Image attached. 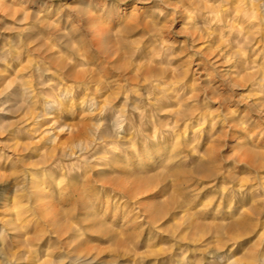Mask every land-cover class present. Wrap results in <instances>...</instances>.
I'll return each mask as SVG.
<instances>
[{"label":"rangeland","instance_id":"rangeland-1","mask_svg":"<svg viewBox=\"0 0 264 264\" xmlns=\"http://www.w3.org/2000/svg\"><path fill=\"white\" fill-rule=\"evenodd\" d=\"M0 158V264H264V0H0Z\"/></svg>","mask_w":264,"mask_h":264},{"label":"bare ground","instance_id":"bare-ground-1","mask_svg":"<svg viewBox=\"0 0 264 264\" xmlns=\"http://www.w3.org/2000/svg\"><path fill=\"white\" fill-rule=\"evenodd\" d=\"M98 47H99V45H98ZM109 50H110V48L108 46L103 50L102 53L104 54L103 55L104 60H106V59L108 60V57L110 55H112L113 52L109 53ZM100 54H101V52H100ZM52 61H51V63H52ZM55 61L53 63H55ZM56 64L60 67V65L63 63H61V64L55 63L54 65L57 67ZM64 66H62V68ZM100 66L99 67H100L101 71L104 72L105 71L104 65L100 64ZM69 75H70V73H69ZM74 79H75V81L83 82V79L80 76H76V78L74 77ZM75 138H77V137H70V139L66 143H68L70 140L73 141ZM55 141H56V136L50 139V143H52V148H51V150L49 149L50 152H49V155H46V156H48L46 159L43 160V158H42L43 161H41V162L39 161L40 163L37 162V163L41 164L39 168H41V167L45 168V169L48 168L49 166H51L54 163V161H55L54 159L56 158V156L58 157V153L61 150V148L59 146H61L63 143H55ZM59 156H61V153H59ZM37 163L32 165V167L38 168L36 165ZM38 170H40V169H38ZM55 172L56 171L51 170V169L48 170L49 175H53V174H55ZM40 173L41 174H37V177H38V175L44 176V177H42V179L39 182H36L37 180L34 181V179L32 177H30L29 181H30L31 187L29 189V191H30L29 192V198L31 199V204H33L32 206H34V209H35V210L33 209L34 213L38 214V216L40 215L41 216L40 218L43 217L45 219V218L52 216V214L55 210L54 209L55 207L52 204V201L54 199V195H53L54 193H53V191H51V187L49 186L50 184L47 185L45 182L46 173H45V175L42 172H40ZM0 174H2V173H0ZM1 176H4V175H1ZM33 176H35V175H33ZM139 188L141 189V183L138 181V179H135L134 183H132L131 186H128L125 188L124 193L126 194L127 198L133 199L134 197H136L137 193L139 192ZM79 192L80 193H78V190L76 189L72 193L75 194L76 196H78L79 200H83L85 198V196L82 194L81 191H79ZM63 194L64 193L62 190L58 191V197L63 196ZM15 197L14 196H13V198L9 197V195L7 194L6 191H4V192L1 191V193H0V210H1L0 216H3V219L0 223V250H3V249L6 250V248H7L5 241L1 237V235L3 233H5L7 230L14 232V231H18L19 229L20 230L21 229H28L27 228V222H28L27 219H29V218H27V219L25 218L24 213H26V212L24 209H23L24 211H20V209H22L24 207L20 206L21 205L20 200L18 201ZM27 211H29V210H27ZM26 216H27V214H26ZM16 221L17 222L19 221V223L16 224ZM29 222H30V220H29ZM35 227H36V225H35ZM34 233H36V232H34ZM26 234H27V232L20 233V234L18 233L17 235L14 234L12 236V238L17 240L16 242L18 243V246H24V242H25L24 238L26 237ZM36 236H37V233H36ZM22 239H24V240L21 241ZM26 239L28 240L29 238H26ZM30 243H31V241H30ZM28 244H29V242L26 243L27 246H29ZM27 246H24V247H27ZM0 258H1V256H0Z\"/></svg>","mask_w":264,"mask_h":264}]
</instances>
